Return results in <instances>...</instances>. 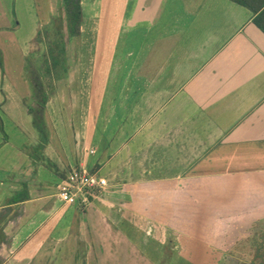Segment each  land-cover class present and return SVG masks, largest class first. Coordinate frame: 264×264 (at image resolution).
<instances>
[{
    "label": "crops",
    "instance_id": "crops-1",
    "mask_svg": "<svg viewBox=\"0 0 264 264\" xmlns=\"http://www.w3.org/2000/svg\"><path fill=\"white\" fill-rule=\"evenodd\" d=\"M20 2L11 11L0 0V264H61L84 227L89 264L95 255L161 264L170 254L176 264H250L234 248L257 236L259 253L264 236V11L231 0H101L116 31L102 47L123 54L108 71L101 48L98 105L76 102L62 121L72 134L49 137L42 154L21 130L30 108L3 105L31 96L28 50L54 0L44 13L24 1L35 12L26 32L15 22ZM74 168L106 178L104 193L64 203L59 187Z\"/></svg>",
    "mask_w": 264,
    "mask_h": 264
},
{
    "label": "rangeland",
    "instance_id": "rangeland-1",
    "mask_svg": "<svg viewBox=\"0 0 264 264\" xmlns=\"http://www.w3.org/2000/svg\"><path fill=\"white\" fill-rule=\"evenodd\" d=\"M25 0H21L19 3V12L20 14L18 15V18L15 19L16 24L18 22H22L23 24V29L24 31H28V29L31 27V14L32 17L35 16L34 9H31V14L29 15L28 11L23 8ZM53 0H39L40 7L39 10H41L42 13H44V9L46 4L50 5L52 4ZM83 1V10H84V20L81 28V36L73 39L72 41H69V37L67 35V30H66V23H65V13H64V8L62 6V0H54V5L52 4V13L50 16L46 15L48 20L45 22V24L42 27L43 30V36L44 38L46 37L45 33V27L51 26L49 30L52 32L50 35L52 36V39L56 38L57 35L55 36V28L57 27L58 29L61 28V30L65 34L66 42H67V69H68V75L60 81L53 82L54 85L51 89V92H49V97L51 100L50 103V110L52 115L46 113L47 111L44 110V130L46 133V138L47 141H49V137H52L54 135L60 136H65L67 134H72L71 133V128L70 127H65L62 126V121L66 119H70V114L71 111L70 109L75 108L74 105H76V102L79 103H84L86 104L88 102L89 106L96 107L98 105V95L96 93V86L94 85V81L96 83V77H97V70H98V60L99 55L101 53L105 54L107 56L106 64H105V69L108 71H113V67L111 62H113V56L116 57V59H120L121 55L123 54V48L118 49L117 54L115 53L114 55V48L111 46L112 44L108 43L106 47H102L103 45V40L107 41L110 40V42H113V39L116 35V31L113 30L112 24L114 21V15L112 14L109 17H105L104 12L102 11L103 8L101 7V0H82ZM14 0H11V11L14 9ZM16 9V8H15ZM16 11V10H15ZM36 11V10H35ZM17 13V12H16ZM45 15V14H41ZM39 17H41L39 15ZM50 17V18H49ZM109 22L111 25H109ZM123 34V33H122ZM124 37V34H123ZM46 38L43 39L37 38L30 50H28V53L30 56L26 59V62H32L31 64L29 63L30 72L27 75L26 72V81L28 82L29 85V93L30 97H28L25 100H21L18 96L15 95V93H11V89L8 91V97H9V102L7 105L3 106H26L27 108H30L26 110L25 115H23L22 118V127L21 130L25 135L30 139L29 147L31 151L33 150H40L42 154H45L48 152H52L47 146H43L46 142L42 139V135L40 132L35 128V120L33 117H35V113L31 111V109L34 110L36 108V98L34 95V90H33V77H39L40 74L45 73V54L47 52L46 48ZM103 48V51L99 53V51ZM32 55V56H31ZM125 55V54H124ZM123 65L125 60L122 61ZM116 67L118 68L117 64H115ZM28 66V64H27ZM27 68V67H26ZM37 69V70H36ZM38 71V74H34V72ZM44 83L46 85H49L51 83V79L48 77L42 78ZM16 85L20 86L21 81L20 80H15ZM8 85V84H7ZM9 86V85H8ZM81 88L83 90L84 95L81 93ZM31 90V92H30ZM13 92V91H12ZM73 92V95L70 96V94ZM94 93V94H93ZM72 98V99H71ZM72 102V103H71ZM73 105V106H71ZM59 107V109H57ZM69 108V109H68ZM78 106H76V109ZM57 109V111H56ZM67 109V110H66ZM56 111V113H55ZM81 110L75 111V114H73L74 119L78 117H81L83 112ZM11 112V117L12 116ZM96 109L92 111V115H96ZM14 115V114H13ZM91 115V117H92ZM21 120V118H20ZM52 126V127H51ZM75 129V128H74ZM77 131V129H76ZM42 143L40 144V142ZM47 147V149H46ZM83 232H80L75 236L74 241L72 242L71 246H68V254L65 256H62V259L60 261L61 264H89V244H88V234L87 230H85V227L83 228ZM264 235V233L262 234ZM261 236V234H260ZM257 236L255 239L248 240L243 239L239 241V244L235 246V250L237 252V256L242 261L247 262L252 264L257 251L255 248V243L257 241ZM90 240V239H89ZM91 241V240H90ZM246 242V243H245ZM252 243V245H251ZM75 245L77 249V253H75ZM242 245H250V248L247 247H242ZM264 248V247H263ZM111 250V249H110ZM264 253V251H263ZM97 258V256L95 255ZM94 257V258H95ZM125 255L124 254H117L116 256H111V259L117 258V262H123V263H129L125 262L124 259ZM132 257V256H131ZM95 260L91 258L92 264H98L100 260ZM120 260V261H119ZM134 260V258H133ZM175 260V261H174ZM262 261L264 262V255L262 254L261 260L259 259L258 262L262 264ZM240 261L235 262V264H238ZM101 264L104 263L103 257L101 258ZM176 264L178 263L177 260L175 259V256L173 254H170V256H164V259L161 261V264ZM226 264H231V261ZM234 264V262H233Z\"/></svg>",
    "mask_w": 264,
    "mask_h": 264
},
{
    "label": "trees",
    "instance_id": "trees-1",
    "mask_svg": "<svg viewBox=\"0 0 264 264\" xmlns=\"http://www.w3.org/2000/svg\"><path fill=\"white\" fill-rule=\"evenodd\" d=\"M234 1L242 6H245L249 8L255 15H259L260 13H263L264 11V0H231ZM62 6L64 8L65 13V23H66V30L67 35L69 37V41H72L73 39L81 36V28L83 23V9H82V0H62ZM51 26L45 27V35H46V48L47 52L45 54V73L44 74H38V71L34 72V74H38L39 77H33V90L34 95L36 98V108L31 109L33 113H35V128L40 132L42 135V139L46 142V133L44 130V110L47 106V104L50 101V95L49 92H51V89L54 88L53 85L56 81L63 80L68 75V69H67V42L65 38L64 32L61 30V28H55V36L56 38L52 39V36L50 33L52 32L49 30ZM43 30L39 33V38L43 37L44 34L42 33ZM28 60V66L26 68L27 75L30 72L31 66H29ZM0 67L3 68V57L0 53ZM37 70V69H36ZM48 77L51 79V83L49 85H46L42 78ZM51 165V164H50ZM52 166V165H51ZM50 166V167H51ZM25 200V199H24ZM22 200V201H24ZM260 247L258 248V252L256 254V257L252 264H261L258 262V260H261L262 254L264 255V236L259 242ZM262 264L264 262L262 261Z\"/></svg>",
    "mask_w": 264,
    "mask_h": 264
},
{
    "label": "built area",
    "instance_id": "built-area-1",
    "mask_svg": "<svg viewBox=\"0 0 264 264\" xmlns=\"http://www.w3.org/2000/svg\"><path fill=\"white\" fill-rule=\"evenodd\" d=\"M108 185L107 179L97 172L74 168L60 185L59 197L66 204H85L104 193Z\"/></svg>",
    "mask_w": 264,
    "mask_h": 264
}]
</instances>
